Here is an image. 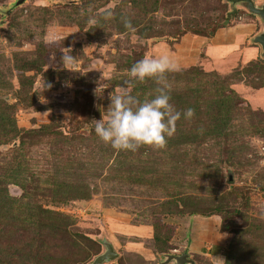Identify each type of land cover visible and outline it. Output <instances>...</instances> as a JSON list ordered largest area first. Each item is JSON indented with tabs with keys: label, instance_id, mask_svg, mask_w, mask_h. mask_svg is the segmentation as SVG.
Segmentation results:
<instances>
[{
	"label": "rangeland",
	"instance_id": "374dc122",
	"mask_svg": "<svg viewBox=\"0 0 264 264\" xmlns=\"http://www.w3.org/2000/svg\"><path fill=\"white\" fill-rule=\"evenodd\" d=\"M19 1L0 0V264H94L108 246L103 264H163L211 217L226 246L195 264H264L262 16L241 0ZM146 55L180 66L171 103L195 116L163 148L118 151L95 120ZM132 84L141 101L160 86Z\"/></svg>",
	"mask_w": 264,
	"mask_h": 264
},
{
	"label": "clouds",
	"instance_id": "9594fccd",
	"mask_svg": "<svg viewBox=\"0 0 264 264\" xmlns=\"http://www.w3.org/2000/svg\"><path fill=\"white\" fill-rule=\"evenodd\" d=\"M125 28L135 32L130 20L124 21ZM61 61L65 68L76 65L72 49L63 53ZM180 66L168 55L149 56L137 61L130 69V80L110 94L107 115L95 120V133L101 141L118 151L136 152L143 146L163 148L167 140L177 131V122L195 116L193 108L179 111L171 103L166 82L167 74L180 71ZM101 79H104V73ZM154 80L158 85L154 98L141 101L132 94V82ZM101 87V86H100ZM96 89V93L100 89ZM202 131V130H201Z\"/></svg>",
	"mask_w": 264,
	"mask_h": 264
},
{
	"label": "crops",
	"instance_id": "0c3cea01",
	"mask_svg": "<svg viewBox=\"0 0 264 264\" xmlns=\"http://www.w3.org/2000/svg\"><path fill=\"white\" fill-rule=\"evenodd\" d=\"M190 238L186 245L190 255H203L216 260L226 246V237L221 232V220L218 217L192 219Z\"/></svg>",
	"mask_w": 264,
	"mask_h": 264
},
{
	"label": "water",
	"instance_id": "95a60500",
	"mask_svg": "<svg viewBox=\"0 0 264 264\" xmlns=\"http://www.w3.org/2000/svg\"><path fill=\"white\" fill-rule=\"evenodd\" d=\"M241 1L247 2L249 4L250 10L257 15L262 16V18L264 19V8L263 9L256 8L252 0H241ZM23 3L24 0H20L18 5H21ZM257 42L261 44L264 49V34L259 38H257ZM116 257L117 254L114 252L113 248L111 246H108L107 252L104 255L98 257L94 264H103L106 260H114ZM172 261L176 262V264H195L194 260L191 259V256L186 253L182 254L181 256H168L167 260L163 264H169Z\"/></svg>",
	"mask_w": 264,
	"mask_h": 264
},
{
	"label": "trees",
	"instance_id": "16d2710c",
	"mask_svg": "<svg viewBox=\"0 0 264 264\" xmlns=\"http://www.w3.org/2000/svg\"><path fill=\"white\" fill-rule=\"evenodd\" d=\"M196 35H204L208 38H213L215 36V32L216 31H211L209 33H205L203 32L202 30H197V31H193ZM186 35V33H185ZM176 41H178V39H176ZM228 233L232 234V233H235V230L233 228H229L228 229Z\"/></svg>",
	"mask_w": 264,
	"mask_h": 264
}]
</instances>
